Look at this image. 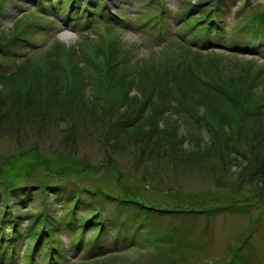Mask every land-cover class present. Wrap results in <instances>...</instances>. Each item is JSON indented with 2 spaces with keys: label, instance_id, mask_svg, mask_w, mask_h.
Instances as JSON below:
<instances>
[{
  "label": "rangeland",
  "instance_id": "obj_1",
  "mask_svg": "<svg viewBox=\"0 0 264 264\" xmlns=\"http://www.w3.org/2000/svg\"><path fill=\"white\" fill-rule=\"evenodd\" d=\"M134 2L136 5L132 0H124L117 6L114 5L115 10L119 7L120 13L126 17V20H120L125 24L123 29L111 26L108 21H104V17L98 23L96 16L92 17L93 21L87 22L88 20L83 18L84 15H77L76 21H73L74 15L67 20L57 17L56 13L46 15L48 12L45 9L37 11V3L34 4L32 0H0V40L13 33L14 25L26 18V15H23L25 13H29L33 18L32 23H36V26L32 23L26 25L21 37L0 46L1 73L20 74V69L26 68L24 64L31 66V69H25L28 70L26 77L19 74L17 78L14 75L5 80L2 79L5 76L0 77V99L6 95L9 100L15 101L14 106L8 108V118V112L0 111V165L8 157L15 155L26 161L28 155L39 152L36 156L41 159L38 161L41 165L33 169L29 176L24 177L25 183L33 186L34 198H29L26 207L14 206L20 203L17 196H12L10 201L15 210L23 214L21 228L27 230L32 222L29 218H35L38 213L42 215L36 218V224L43 220V214L53 216L57 220V231L60 232V249H65V253H68L73 239L68 237L63 224L70 217L66 212L73 205V201L83 198L78 209L81 219L87 215L89 208L94 205L100 207V204L103 207L102 212L110 215L119 213L121 208L117 204L123 198L124 190H129L137 192L141 200L159 205L160 208L170 205L169 208L193 209L192 214L187 216H168L153 221L156 230H153V234H164L168 237L169 243L164 245L167 247L164 250L176 256L181 252L186 259L185 264H225V260L234 254L238 264L242 256L243 259L247 258L248 264H264V178L263 172H260L264 169V164L256 166L261 150H254L253 154L251 146H238L243 156L232 152L220 157L217 156L220 153L219 148L207 149V146L212 147L210 143L215 135L214 129L209 127L214 125L209 121L212 120L211 117L206 119L207 110L209 112L211 106L205 105L197 109V115L205 120L204 123L188 120L186 117L191 115L189 113L176 114L180 124V136L178 135V140L174 143L176 146L156 141L146 146L134 133L115 129L114 117L109 119L102 114L98 117L99 113L96 115L86 107V103H91L92 95H95V82L93 84V81L87 79L86 74H91L96 68L91 64L86 67L82 59L84 50H91L96 55L106 51L108 46L116 45L122 55L132 56V63L140 64L144 69L146 65L151 66L153 71L161 73L164 70L161 62H164L165 56L171 54L169 51L182 48V39L188 42V46H193L194 51H200V58L207 67V70L203 69V73H216L222 76L217 78V81L227 85L230 76H233L236 85L240 82L239 79L243 78L235 77L232 69L239 70L249 65L254 67L251 69L253 75L257 74L258 68L264 71V36L253 38L249 32L254 30L243 27L248 17L264 11V0L222 1L220 5H225L220 16L224 19L221 24L225 35L214 31L210 39L215 42V48L210 49H203V46H211L208 45L209 38L206 33L203 35V31L194 32L195 28L190 31L188 26L180 31V25L173 21V10L183 9L198 3V0ZM214 4L206 2L203 7L191 13L187 20L202 17L198 14L200 9L207 10ZM162 5L167 7L164 13L167 18H164V21L151 18L162 9ZM160 28L163 29L161 32L158 31ZM248 41L250 48L248 46L247 49L244 47ZM57 42L68 44V48L75 46L81 50L80 67L83 71L80 73L79 68L75 67V73H70V82L65 78L69 73L63 67L67 75L60 73L54 63L52 70L45 66V57ZM15 47L18 51L13 49ZM60 51L62 56L63 48ZM194 54L195 52H187L185 60L189 61ZM98 58L105 62L108 60L103 53L98 54ZM181 59L184 60L183 57ZM213 59L218 61L213 62ZM250 61L254 66H251ZM13 70L15 72L11 74ZM174 82L170 76L166 93L171 94L170 87ZM256 82L251 88L252 93L247 92L249 98L255 100L252 104L254 109L258 108L259 99L264 94V72L259 73ZM69 93L75 103L74 100L70 102V106H66L69 109L58 108L57 101L60 98L61 102L65 101L64 97ZM136 93L138 90L134 88L132 94ZM23 94H28L30 99L25 104H19L21 101L18 98ZM123 94L121 89L117 88L115 93L108 94L105 103L123 98ZM124 101L123 98L119 103ZM40 105L48 106L51 112L41 115L38 119L36 112ZM216 107L225 112V115L233 112L228 104L221 103ZM244 117L245 125L248 126L246 132L252 134L254 127L259 126L251 123L248 116ZM239 118V112L236 110L231 120ZM233 128L231 135L238 134V122ZM217 129H220L219 124ZM170 135L176 139L175 135ZM195 139H201L202 142H196ZM257 153V159H250ZM18 170H15V174ZM58 171L68 172L60 177ZM259 172L262 173L261 177ZM54 183L60 184L54 187ZM3 187L1 182L0 190ZM194 210L198 211L196 215H193ZM134 220L129 219L130 222ZM251 223L255 225L250 227ZM149 227H152V224H149ZM250 233L251 240L245 245L244 237ZM112 234L105 240V254L117 253L116 248L127 247L123 251L130 250L127 254L131 258L148 256L132 249L136 246L138 250H145L149 246L146 234H142V231L136 239L119 238L117 242L111 237ZM32 242L34 243L33 238L30 237L25 241L24 247ZM153 252H158L157 247L153 248ZM37 258H40V255ZM114 260L117 259H109L104 264L110 261L114 264ZM71 262L72 260L62 257L59 264ZM0 264L6 263L0 259ZM10 264L26 263L22 258Z\"/></svg>",
  "mask_w": 264,
  "mask_h": 264
},
{
  "label": "trees",
  "instance_id": "obj_2",
  "mask_svg": "<svg viewBox=\"0 0 264 264\" xmlns=\"http://www.w3.org/2000/svg\"><path fill=\"white\" fill-rule=\"evenodd\" d=\"M54 1L55 0H49V2ZM75 1L77 4L82 5V10L79 11L77 8L75 11L76 13H92L90 12L91 6L93 5L92 0H89L90 2H88V0ZM222 1L226 0H200L199 4H192V8L188 11H183V14L179 13V9L177 13H175V16L178 17L176 20L181 21L186 19L184 25L182 24L183 27L188 22L189 24L193 22L192 27L190 28L194 29L197 25L202 24L203 19L205 21V19H208L207 16L213 13L211 22H209L210 20L206 21V23L198 29L203 27V31L206 32V34L211 35L213 31H217L219 35L223 36L225 33L220 22L222 19H220L221 16L220 18L217 16L219 14L221 15V9L224 6L223 4L220 5ZM36 2L39 7H41V5L44 6L43 0H36ZM206 2H214L215 4L213 7L209 6L210 9L207 8V10L204 9L201 11V13H203L201 14V18L196 19L194 17L193 21L187 20L190 17L188 15L189 13L192 11L195 12L201 6H204ZM65 3L66 2H64V0H59L57 6L65 5ZM97 3H100L98 5L101 7L102 4L106 3V1L101 0V2ZM24 15H26V18L23 19V22H18L14 25L15 27L12 29L13 33L9 36H4L0 40V46H3V44L5 45L7 41H14L16 38L21 37V33L25 32V26H28V24L33 22L31 15ZM214 18H219L220 20L218 19V21ZM32 25L36 26V23L34 22ZM244 26L247 27V29L254 30L253 32H249L250 36L253 38H258V35L264 36V11L248 17L243 24V27ZM198 29H196L197 32H199ZM61 48H63L62 56L60 55ZM13 49L17 51V47ZM192 50V47H188L183 43L182 48L169 51L171 54L169 53L170 55L165 56L164 62H161V66H163L164 69L161 73L157 72V70L153 71L151 66L147 67L146 65V69H144L140 66V64L137 65L132 63V56L127 57L122 55L116 45L110 47L108 46L106 51L98 52L96 55L91 50H88L87 52L84 50V57H82V59L85 61L86 67L88 64H91L95 65L96 68V70L91 74H86V77H88L87 79L93 81V84L95 82V95H92L93 98L91 99V103H86V107L96 115L99 113L98 117H101V114L103 117L109 119L114 117L113 123L115 122V126L113 124L112 125L115 129L134 133L135 136L146 143V146H149L150 143L156 141L164 144L170 143V145L174 147L176 146L174 143L178 140L177 137L180 129L179 119L178 116L176 117V114L180 115L189 113L191 115L186 117L188 120L198 123L199 121H203L204 123L205 120L200 119L197 115V109L202 105L207 107L211 106L209 112L207 110L206 119L208 120L211 117L212 120L209 121H212L214 125H209V127L214 129L213 133L215 136L212 138L213 142L210 143L212 144V147L207 146L206 148H219L220 153L217 156L220 157L227 156L232 152H236L237 155L243 156L244 154L240 153L238 146L248 145L251 146L253 154L254 150H261L262 153L259 152L256 166H259L260 164L262 166L264 164V94L263 97L259 99L258 108L254 109L252 104L255 103V100L253 98L250 99V95H248L247 92L252 93L251 88L255 85L254 83L256 82L259 73H263L264 71L261 68H258L256 69L257 74L253 75L251 73V69L254 67H250L247 63L248 66L246 67H241L239 70H231L235 77L243 79H239L240 82L235 85L234 77L230 76L227 85L226 83L217 81V78H221L222 76L220 77L216 73L210 75L206 72L203 73V69L207 70L206 63L202 62L200 53H198L200 51L196 52ZM80 52L81 50L79 51L75 46L68 48L66 44L60 42L58 44L56 43V45L53 46L51 51H49L45 57V66L47 69L50 68V70H52V63H54L55 67L60 70V73L64 74L65 72L62 69L63 67L66 72L69 73V75L65 73L67 75L65 78L69 79L70 82V73L71 75L75 73V67L79 68L80 73L83 71L82 67H80ZM187 52H195L194 56H192L189 61L185 60ZM100 53H103L105 57H108L106 62L101 61L98 58V54ZM182 57L184 60L181 59ZM212 61L215 62L218 60L213 59ZM249 63L251 66H254L252 61ZM24 66L27 69H31V66L28 64H24ZM26 68H21L20 74L19 72L18 74L26 77L28 71L25 70ZM54 72L55 71H53V73ZM18 74L13 73L12 75H6L2 79L5 80L14 75L17 78ZM170 76H172V79L175 81L172 87H170L171 94L166 93V86L169 84ZM117 88L121 89L124 93L122 97L125 101L123 103H119L120 101H123V98H120L112 100L109 104H106L105 102L107 101L106 99L108 94H111L112 92L115 93ZM134 88H137L138 93L132 94ZM27 95L28 94H23L20 96L18 100H20L21 103H18L25 104V102L30 99ZM5 96L6 95L1 96L3 99H0V111L8 112L6 114L8 118L10 114L8 108L10 106H14L15 101L9 100L10 98ZM64 98L65 101L63 102H61V98L57 101L58 108L70 106V102L73 100L75 103V99H71L70 93L66 94ZM221 103L230 105L233 112L229 115H225V112L216 107ZM66 109H69V107H66ZM236 110H238L240 118L233 121L231 120V117H233ZM50 112L51 111H49L48 106L44 107L43 105H40L36 112V117L39 119L41 115H45ZM241 115H243L242 118ZM245 115L246 117L248 116L251 123L259 126V128L254 127L252 134L250 132H246L248 131V126H246V123L244 122V119H246L244 117ZM44 118H47V116H44ZM161 122L162 124H160ZM237 122L240 125V128L238 129L239 133L231 135V132L234 129L233 126L236 125ZM217 124H219L220 129H217ZM170 134L175 135L176 139H173ZM195 140L199 143L202 142L201 139ZM36 155H39V152L33 155H28L29 158L26 161L19 159V157L17 158L15 155L8 157L0 165V183L3 182L4 184V187L0 190V251L5 250V248H13V254H18V241L23 238L25 232L20 228L23 214L21 212H17L14 206L26 207L29 197L34 195L32 194L33 186L25 183L24 177L29 176L33 172V169H37L41 165V163L38 162L41 161V159L37 158ZM257 155L258 153L250 159H257ZM19 161H22L23 163H20ZM16 169L19 170L15 174ZM48 172H50V170ZM67 172L68 171H58V174H60V177H63V175ZM260 172H263L264 178V169H261ZM261 174L262 173L259 175L260 177ZM263 181L264 179L262 182ZM60 182L62 181L60 180ZM58 184L60 183H54V187ZM43 186L44 185L42 184L41 187ZM96 192L97 194H101V192ZM12 196L19 197L20 203H16V205L11 204L10 201ZM140 197L141 196L138 195L137 192L135 193L134 191L124 190L123 198L117 204L121 208L119 213L116 212L115 214L107 215L102 212L103 207L100 204L99 208L96 206L89 208L87 215L82 219L78 215V209L81 206L83 198H76V200L73 201V205L68 208L69 211L66 212L67 214H70V217L65 220L63 225H65L68 237L70 236L69 238L73 239L71 240L72 243L70 244V250L77 249L76 251H78L80 249H84V251L87 252L86 254L90 252V255H85L84 260L78 259V261L73 262V264H104L112 258L117 259L114 260V264L118 261H120L121 264H185L186 259H184V256L180 251V255L176 256L174 253L164 250V248H167L164 244L168 242V237L164 234H160V236L153 234V230L156 231L153 221L167 218L168 216H171V218L187 216L192 214L193 209L187 210L185 208L178 207L169 208L170 205L160 208L158 207L159 205H156L158 209L155 210L149 205H144V203L139 200ZM194 203L197 204L196 202ZM194 211L195 213L193 215H196V212L198 211ZM200 211L202 212V210ZM206 213L208 214L209 211ZM41 215L42 213H39L35 218H29L33 220L30 231L31 229H34V225L37 223L36 218ZM129 219L135 220L130 222ZM42 221L43 222H40V225L38 226L42 230H40L39 233L37 232V229H34L31 232L32 234H35L34 231H36V234L40 235L37 245L35 246L36 251L39 248L42 239L45 238L43 247L46 251H48L45 255H43L42 259L46 264H57L58 259L62 256V250H64H59L61 242L58 238L60 232H58L56 228L57 220H55L51 215L43 214ZM149 224H152V227H149ZM6 227H8L9 230H12L10 235L5 233ZM78 231L82 232L81 235L78 234ZM89 231L90 234H88ZM141 231L142 234H146L145 236L148 242L152 243L153 240L155 241L154 246L157 247L158 252H152V254L148 256H142L143 258H131L128 254H105L103 252L107 243L105 240L110 233L115 234L114 239L115 242H117L119 238L124 240H128L130 238L135 239ZM50 236L53 238L55 243L51 242ZM47 239L50 240L49 246ZM49 247H52V252L49 251ZM171 250L174 251V248ZM0 254L3 255L2 252H0ZM36 257L33 258L30 254H27L26 256L29 264H39L38 258ZM110 262L108 264H113V262ZM231 263L232 262L227 264ZM232 264H234V262ZM246 264L248 263L246 262Z\"/></svg>",
  "mask_w": 264,
  "mask_h": 264
},
{
  "label": "clouds",
  "instance_id": "obj_3",
  "mask_svg": "<svg viewBox=\"0 0 264 264\" xmlns=\"http://www.w3.org/2000/svg\"><path fill=\"white\" fill-rule=\"evenodd\" d=\"M193 2H195V0H193Z\"/></svg>",
  "mask_w": 264,
  "mask_h": 264
}]
</instances>
